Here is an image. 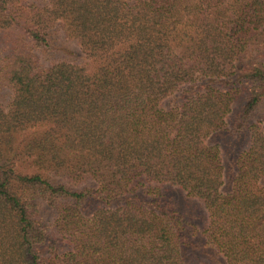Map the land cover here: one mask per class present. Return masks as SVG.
I'll return each instance as SVG.
<instances>
[{"label":"trees","instance_id":"16d2710c","mask_svg":"<svg viewBox=\"0 0 264 264\" xmlns=\"http://www.w3.org/2000/svg\"><path fill=\"white\" fill-rule=\"evenodd\" d=\"M0 264H264V0H0Z\"/></svg>","mask_w":264,"mask_h":264},{"label":"rangeland","instance_id":"374dc122","mask_svg":"<svg viewBox=\"0 0 264 264\" xmlns=\"http://www.w3.org/2000/svg\"><path fill=\"white\" fill-rule=\"evenodd\" d=\"M59 42H61L62 43V46H60V49L62 50V48H66V47H64L63 46V43H65V42H63V41H59ZM65 44H67V45H69V46H72L73 48L75 47V45H74V43H72V42H67V43H65ZM71 51H69V53H70ZM52 55L50 56V60H56V58L58 57V56H60L59 55V51H58V49L57 50H55L54 52H52L51 53ZM7 93V92H6ZM180 93L181 92H178V93H176L175 95H173V96H171V97H168V98H166L164 101H163V103H162V106L164 107V108H168L172 103H174L176 100H177V98L179 97V95H180ZM2 94V97L4 98V96H5V92H3V93H1ZM234 112H235V107H234ZM233 112V113H234ZM231 118H232V116H229L228 118H227V122H229V124H231ZM245 137H244V134L242 133L241 135H239V136H237L236 135V137L234 138V139H230L229 141H227L228 143H225L226 142V140H224V145H223V148H222V155H223V160H224V163H225V166H227V168H228V160L231 158V156L233 155V151H232V148H234V146L236 147V148H243V145L245 144V141H246V139H244ZM175 191V190H174ZM175 194H176V196L180 199V201H186L187 200V198H185L184 197V194L183 193H181V192H179V191H175L174 192Z\"/></svg>","mask_w":264,"mask_h":264}]
</instances>
